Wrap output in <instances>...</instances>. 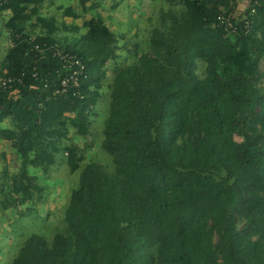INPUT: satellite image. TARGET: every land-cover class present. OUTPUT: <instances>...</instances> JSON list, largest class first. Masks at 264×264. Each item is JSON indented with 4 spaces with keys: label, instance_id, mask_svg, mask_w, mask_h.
<instances>
[{
    "label": "trees",
    "instance_id": "obj_1",
    "mask_svg": "<svg viewBox=\"0 0 264 264\" xmlns=\"http://www.w3.org/2000/svg\"><path fill=\"white\" fill-rule=\"evenodd\" d=\"M45 1L0 0L13 42L0 68L13 79L0 89V140L19 163L16 174L4 172L2 209L40 199L34 171L46 172L58 154L71 174L79 169L68 132L88 136L104 87L100 149L112 172L84 164L64 209L65 232L50 241L29 235L11 264H264V0H252L251 31L240 36L215 25L235 0H164L142 51L135 24L120 35L107 13L76 25L81 14L68 6L59 9L73 24L58 26L41 13ZM88 1L78 0L86 13ZM124 1L133 0L112 8ZM61 28L68 33L60 36ZM44 43L81 60L82 98L50 95L62 67L34 49ZM120 51L128 62L115 64L104 84Z\"/></svg>",
    "mask_w": 264,
    "mask_h": 264
},
{
    "label": "rangeland",
    "instance_id": "obj_2",
    "mask_svg": "<svg viewBox=\"0 0 264 264\" xmlns=\"http://www.w3.org/2000/svg\"><path fill=\"white\" fill-rule=\"evenodd\" d=\"M117 0H90L86 7L94 4V7H89V12H83L78 0H46L44 6L40 10L42 14L47 16L52 15L60 19L61 11L56 10V5L59 3L62 7L71 6L79 14L80 19L75 23L79 25L81 21L87 20L93 16H105L110 14L112 19V31L120 35H124L126 25H133V30L136 31L137 39L140 36V51L144 50L147 45L146 34H149L152 25L155 24L160 9L167 7L164 0H133L124 1L117 9L112 8V5ZM49 4V5H48ZM171 9H177L178 6H168ZM88 9V8H87ZM115 10V11H114ZM62 18V17H61ZM4 18L0 22V68L3 57L11 44L9 31L4 28ZM66 21L70 22L69 18ZM108 23L109 20L106 19ZM67 26L72 24H66ZM58 26H61L58 24ZM127 26V27H128ZM127 29V28H126ZM131 36L132 32L129 30ZM68 31L61 28L60 36L67 34ZM122 37V36H120ZM121 44V43H120ZM142 49V50H141ZM127 52L120 51V56L116 62H109L106 81L108 84L112 77V69L116 65L123 66L128 62ZM131 61V59L129 60ZM116 64V65H115ZM259 68L264 71V66L260 63ZM203 66L199 64L197 75L202 77ZM6 74H2L1 77ZM264 80L258 83L263 85ZM103 88V96L98 100L94 113L90 116L91 124L89 126V134L87 137L75 135L71 130L68 132V140L75 143L81 151L83 158L79 165V169L71 174L68 170L65 155L58 154L56 163L48 168L46 172L34 171L38 176V184L43 188L41 198L38 197L32 202H27L17 207H9L2 209L0 203V264H11L12 259L16 256L18 249L23 241L31 234H39L50 241L56 232H65L63 222L64 209L67 205L69 194L78 182L81 167L88 162H96L100 164L106 172H112L111 157L100 149L102 140V129L104 120L108 114V92ZM3 126H6L4 124ZM18 159L10 147L9 142L0 140V184L7 180L9 176L18 172ZM4 172L7 173L6 178ZM9 197H13L10 195ZM1 199V194H0ZM12 199V198H11ZM240 226V223H237Z\"/></svg>",
    "mask_w": 264,
    "mask_h": 264
},
{
    "label": "built area",
    "instance_id": "obj_3",
    "mask_svg": "<svg viewBox=\"0 0 264 264\" xmlns=\"http://www.w3.org/2000/svg\"><path fill=\"white\" fill-rule=\"evenodd\" d=\"M254 4L252 0H235L234 9L232 12H222L216 17L215 25L228 35H248L253 24L252 15L255 14ZM34 49L42 53H51V56L58 59L61 64V69L58 79V85L54 90H50L51 96L65 94L71 90L76 93L78 98H82L76 92L79 86V76L81 75L84 65L81 60L74 54L64 51L58 44L41 46L35 45ZM36 77V72L33 73ZM13 79L10 76H0V89L4 90L10 87ZM54 87V86H53ZM48 88L47 84H43V89ZM75 94V95H76Z\"/></svg>",
    "mask_w": 264,
    "mask_h": 264
},
{
    "label": "crops",
    "instance_id": "obj_4",
    "mask_svg": "<svg viewBox=\"0 0 264 264\" xmlns=\"http://www.w3.org/2000/svg\"><path fill=\"white\" fill-rule=\"evenodd\" d=\"M46 2V1H45ZM45 2H44V4H45ZM44 4H43V6H44ZM49 5V4H48ZM42 6V7H43ZM42 7H41V9H42ZM59 7H62V5L59 3V5H56V10L59 12V11H61L60 9H59ZM62 12V11H61ZM60 13V12H59ZM43 15H45V14H43ZM47 16V15H46ZM49 16H52V15H49ZM60 16L62 17H60V19H58L57 17H54V19L56 20V23L57 24H60V25H62L64 22H65V24H73V21L71 20L70 22H68V21H66V18L67 17H63L61 14H60ZM77 21V20H76ZM75 21V22H76Z\"/></svg>",
    "mask_w": 264,
    "mask_h": 264
}]
</instances>
